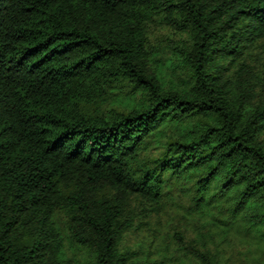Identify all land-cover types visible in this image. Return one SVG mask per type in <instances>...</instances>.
Here are the masks:
<instances>
[{
	"label": "trees",
	"instance_id": "obj_1",
	"mask_svg": "<svg viewBox=\"0 0 264 264\" xmlns=\"http://www.w3.org/2000/svg\"><path fill=\"white\" fill-rule=\"evenodd\" d=\"M182 198L199 264L264 255V0H0V264H147Z\"/></svg>",
	"mask_w": 264,
	"mask_h": 264
},
{
	"label": "rangeland",
	"instance_id": "obj_2",
	"mask_svg": "<svg viewBox=\"0 0 264 264\" xmlns=\"http://www.w3.org/2000/svg\"><path fill=\"white\" fill-rule=\"evenodd\" d=\"M167 35L176 39L181 36L164 27H156L150 32L153 41H159ZM141 202L133 201L132 206L141 209ZM185 202L187 199L182 198V201L177 200L176 203H165L160 211L149 210V215L143 220H149L150 226L140 225V229L128 232L122 247L137 249L143 244L144 254L149 255L147 264H199L190 253V249L198 244L194 239L199 230V222L185 213L182 207L187 204ZM221 248L227 264H264V255L252 242L236 239L231 245L222 243ZM68 254L72 264H95L86 249L71 246Z\"/></svg>",
	"mask_w": 264,
	"mask_h": 264
}]
</instances>
